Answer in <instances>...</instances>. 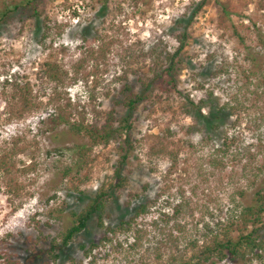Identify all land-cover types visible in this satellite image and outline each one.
Wrapping results in <instances>:
<instances>
[{
	"label": "rangeland",
	"instance_id": "1",
	"mask_svg": "<svg viewBox=\"0 0 264 264\" xmlns=\"http://www.w3.org/2000/svg\"><path fill=\"white\" fill-rule=\"evenodd\" d=\"M16 1L0 0V8ZM193 1L199 0H45L40 20L17 11L0 26V156L6 152L12 161L8 171L0 170V250L26 257L29 245L59 236L73 212L108 189L112 198L103 217L113 227L141 202H158L138 217L136 228L117 231L105 242L95 215L52 264H181L190 240L253 202L264 182V0H222L231 11L229 21L221 2L211 0L192 22L179 91L156 89L132 115L136 149L123 171L124 188L113 186L121 156L117 143L92 146L60 122L68 98L73 108L85 106L90 120L97 118L93 108L103 117L111 110L125 114L120 76L128 75L139 91L138 76L148 71L153 55L175 51V25L186 23ZM46 63L68 72L58 84L60 99ZM96 63L102 74L93 86L94 76L87 73ZM23 85L33 89L26 97L34 109L10 121L3 91L10 96ZM201 99L206 113L225 103L237 111L226 123L213 118L207 124L187 111L189 100ZM162 134L177 159L170 174L172 157L149 150L152 135ZM82 146L89 147L84 156ZM10 182L17 195L8 191ZM177 203L183 208L175 216ZM92 242L98 246L89 252Z\"/></svg>",
	"mask_w": 264,
	"mask_h": 264
},
{
	"label": "trees",
	"instance_id": "2",
	"mask_svg": "<svg viewBox=\"0 0 264 264\" xmlns=\"http://www.w3.org/2000/svg\"><path fill=\"white\" fill-rule=\"evenodd\" d=\"M211 0H199L191 2L188 11L187 20L182 24V28L175 25L176 40L178 45L175 51L155 54L152 57V63L148 66V71L143 72L138 76V81L141 83L139 91H136V84L132 83L128 75H121L122 87L121 100L127 112L121 116L117 115L115 111L111 110L103 117L101 111L93 108V112L97 118L90 120L88 110L85 106L81 108L74 107L72 100L68 98L66 102L61 105L60 122L65 124L73 133L87 137L92 146L95 145H109L116 142L121 151L119 164L115 169L116 183L114 191L125 187L127 177L123 174L126 163L136 149L132 141V115L137 110L141 102L149 99L152 93L158 89L164 93L170 94L172 90H178V76L182 69L181 55L187 45L189 39V29L192 22L199 15L202 9ZM222 4V13L229 21L231 11L227 2L216 0ZM45 0H18L13 5L6 3L3 8H0V26L5 24L13 15L12 13L21 12L22 15H29L31 18L40 20L43 14V7ZM106 5L102 9L105 10ZM48 18V17H46ZM87 41V40H86ZM45 73L49 81L55 84L54 93L60 99L58 92V84L64 81L68 72L57 64L46 63ZM99 64L93 65V69L87 73L88 77L94 76V84H99V75L102 74ZM224 72L221 68L217 71H212L210 74L216 76L218 73ZM254 74V73H253ZM4 98L7 100V109H9L8 120L12 121L17 116H22L24 112L32 111L34 107L30 105L27 94L33 96V89L30 85H23L20 88L16 87V92L10 96L3 91ZM211 94L212 91H211ZM257 100L262 99V95L257 94ZM20 103H23V110H18ZM20 104V105H19ZM190 107L188 113L195 120L204 121L210 124L213 118L218 119L222 123H226L229 117L236 113V106H230L229 103L223 104L215 110L211 107L209 112H205L206 102L201 99L195 103L189 100ZM17 110V111H15ZM230 110V111H229ZM77 115V119L74 116ZM103 119V120H102ZM219 125V124H217ZM169 132V129H168ZM228 131H224V145L227 144ZM223 135V136H224ZM164 135H152L153 143L149 150L153 154H168L172 157V163L168 169V174L177 167L176 155L170 151L168 143L162 140ZM168 138L167 136H165ZM89 147L82 146L79 154L84 156ZM12 164L11 157L8 153H2L0 156V170L8 171ZM70 170V169H68ZM264 183V182H263ZM261 183L259 188L255 191L253 202L239 207L233 217L226 223L218 226L216 229L209 230L200 238H195L189 241L190 253L180 257L181 264H264V184ZM8 191L18 194L17 188L10 182ZM165 192L162 189L160 195ZM112 198V194L108 189H101L95 193L85 207L80 212H73L74 218L71 224L59 236L52 237L43 236L44 245L41 243H32L25 251L26 257L22 258L18 254L9 252L8 250H0V264H38L37 261L42 260L43 264L56 263L64 249L68 247L77 235L84 232L89 222L95 215L98 217V226L105 230V236L102 241H109V235H115L120 230H130L136 228L138 225L137 219L149 212V210L156 205L158 197L149 198L141 202L135 209V213L128 219L121 220L116 227L106 225L103 214L106 210L108 201ZM183 203H177L174 206L175 216L182 212ZM167 219H170L168 214H165ZM157 226V220H154ZM138 230V228H137ZM98 246V243L92 242L89 247V252ZM83 249L86 247L83 245ZM86 250V251H88Z\"/></svg>",
	"mask_w": 264,
	"mask_h": 264
}]
</instances>
